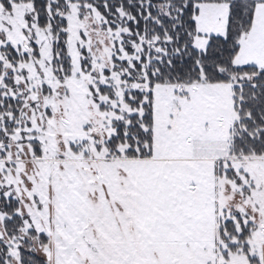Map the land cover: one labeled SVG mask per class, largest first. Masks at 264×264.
<instances>
[{
    "label": "snow or ice",
    "instance_id": "6c2138e0",
    "mask_svg": "<svg viewBox=\"0 0 264 264\" xmlns=\"http://www.w3.org/2000/svg\"><path fill=\"white\" fill-rule=\"evenodd\" d=\"M0 264H264V0H0Z\"/></svg>",
    "mask_w": 264,
    "mask_h": 264
}]
</instances>
